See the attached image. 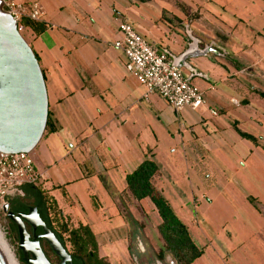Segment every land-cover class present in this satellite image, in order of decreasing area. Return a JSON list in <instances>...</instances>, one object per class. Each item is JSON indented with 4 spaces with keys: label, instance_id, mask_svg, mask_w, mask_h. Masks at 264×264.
Returning <instances> with one entry per match:
<instances>
[{
    "label": "crops",
    "instance_id": "0c3cea01",
    "mask_svg": "<svg viewBox=\"0 0 264 264\" xmlns=\"http://www.w3.org/2000/svg\"><path fill=\"white\" fill-rule=\"evenodd\" d=\"M17 1L38 3L43 13L37 21L46 25L38 33L23 28L44 76L55 128L44 131L31 151L43 176L39 186L71 225L91 229L99 254L111 262L117 249L128 253V218L143 220L137 212L157 229L160 218L152 203L133 199L125 184V176L146 158L158 165L153 183L193 240L204 221L193 214L195 205L202 197L206 211L221 195L236 203L227 208L234 207L237 222L250 231L241 220L248 218L253 235H261L264 0ZM116 17L174 55L186 47L185 24L201 45L213 42L220 55L189 60L199 73L190 81L205 104L175 110L157 93L144 100L143 86L113 45L120 38Z\"/></svg>",
    "mask_w": 264,
    "mask_h": 264
},
{
    "label": "water",
    "instance_id": "95a60500",
    "mask_svg": "<svg viewBox=\"0 0 264 264\" xmlns=\"http://www.w3.org/2000/svg\"><path fill=\"white\" fill-rule=\"evenodd\" d=\"M185 49L174 55L165 50L175 67L182 69L190 81L199 76L189 60L220 55L213 43L201 45V39L184 25ZM48 101L43 73L35 54L19 31L17 22L0 1V152L30 153L41 139L47 122ZM1 210L17 229L18 248L25 264H52L43 253L38 239H44L60 258L58 264H72L70 255L54 233L40 218L37 208L30 207L25 214L8 211L5 202ZM24 221L33 229L41 227L40 235L30 239ZM0 264H13L0 239Z\"/></svg>",
    "mask_w": 264,
    "mask_h": 264
},
{
    "label": "trees",
    "instance_id": "16d2710c",
    "mask_svg": "<svg viewBox=\"0 0 264 264\" xmlns=\"http://www.w3.org/2000/svg\"><path fill=\"white\" fill-rule=\"evenodd\" d=\"M18 27L21 29L29 27L38 33L43 31L46 25L37 20L22 18ZM35 57L38 60L36 54ZM54 129L48 115L45 131L52 132ZM241 135L254 140L249 135L243 133ZM157 171L158 165L154 160L144 159L134 171L125 176L126 190L136 201L148 199L152 203L160 218L157 231L165 244V250L179 264H192L202 255L203 251L192 239L187 226L177 217L168 201L155 187L153 179ZM12 196L37 208L38 214L45 221L47 227L70 255L72 264H110L105 257L100 256L98 243L91 229L87 225H71L62 215L54 198L44 192L39 185L25 184L21 187V193ZM9 200L11 199L9 198ZM248 201L256 206L254 198L248 197ZM9 227L11 232L16 234V228L11 221H9ZM40 247L50 263L58 264L60 262V258L51 250L45 240L40 241Z\"/></svg>",
    "mask_w": 264,
    "mask_h": 264
},
{
    "label": "built area",
    "instance_id": "2783aa9c",
    "mask_svg": "<svg viewBox=\"0 0 264 264\" xmlns=\"http://www.w3.org/2000/svg\"><path fill=\"white\" fill-rule=\"evenodd\" d=\"M12 18L19 24L22 18L38 20L43 11L38 3L25 4L17 0H0ZM120 38L113 45L126 58L125 68L144 88L143 99L157 93L175 110L184 107L196 109L205 104L204 94L187 79L184 70L175 67L165 52L142 37L131 23L115 18ZM21 29V28H19ZM216 114L215 110H211ZM39 173L30 153L0 152V209L11 195L21 193L25 184L40 185Z\"/></svg>",
    "mask_w": 264,
    "mask_h": 264
},
{
    "label": "rangeland",
    "instance_id": "374dc122",
    "mask_svg": "<svg viewBox=\"0 0 264 264\" xmlns=\"http://www.w3.org/2000/svg\"><path fill=\"white\" fill-rule=\"evenodd\" d=\"M21 19L19 20V22ZM24 38V30H19ZM200 90V89H199ZM32 156V152H30ZM219 203H213L212 207L205 210V200L201 197L200 202L195 205V211L193 214L198 216V219H202L203 224L198 226V231L201 236L194 235V242H198L204 250L203 254L199 259L194 261L192 264H264V248L261 246L264 240V231L261 235H253L255 230L252 221L248 218H242L244 225L249 227L250 231H247L242 224H239L233 217V208H227L228 205L232 204L225 195H221ZM177 210V209H176ZM177 214L182 219V215L179 211ZM141 221L144 231L142 232V243L143 247L155 252L165 250V244L155 227H150L145 217H140L141 213L137 212ZM196 218V217H195ZM185 220V218H184ZM186 222V220H185ZM201 224V222H200ZM195 226V223H194ZM0 230L3 233L9 247L14 252V255L19 264H25L20 258L22 256L18 248V237L17 232H11L9 222L6 215L0 209ZM127 233V242L132 247L133 241ZM239 245V248L236 246ZM69 248V245H67ZM117 258H112L110 264H133L134 260L130 259L128 253L125 252L121 255L119 249L116 250ZM171 256L170 259L174 261V264H179L176 259L169 253L166 256ZM100 256H103L100 253ZM104 257V256H103ZM108 259L107 257H105ZM160 264H168L166 261L160 262Z\"/></svg>",
    "mask_w": 264,
    "mask_h": 264
},
{
    "label": "flooded vegetation",
    "instance_id": "af4514ba",
    "mask_svg": "<svg viewBox=\"0 0 264 264\" xmlns=\"http://www.w3.org/2000/svg\"><path fill=\"white\" fill-rule=\"evenodd\" d=\"M9 198L11 200H9ZM7 204H8V211L13 212L14 214H16V213L25 214V213H27V211L30 207H33L32 205L29 206V205H27L26 202L24 203L19 198L13 197L12 195L10 197H8ZM9 221H11V220L8 219V222ZM42 221H43V219H42ZM133 221H136V220H134L131 217L128 218V222L130 225V229H129L128 233H130L129 235H130V237L134 243L132 247L128 243V245H129L128 255H129L130 259L134 260L133 264H160V262H164V261H166L168 264H174V261L172 259H170L171 256H168V255L166 256V253H167L166 250L152 252V251L143 247V243L141 240H142V232L144 230V227H142L141 223H139L138 221L135 223ZM43 222L45 223V221H43ZM24 225H25L26 231L30 235V239L33 236V234L40 235L42 233V229L39 226H37L35 229H33V227L25 221H24ZM45 225H46V223H45ZM14 226H15V224H14ZM15 228H16V226H15ZM16 232H17V229H16ZM42 240H44V239H42V238L38 239L39 243Z\"/></svg>",
    "mask_w": 264,
    "mask_h": 264
},
{
    "label": "bare ground",
    "instance_id": "6f19581e",
    "mask_svg": "<svg viewBox=\"0 0 264 264\" xmlns=\"http://www.w3.org/2000/svg\"><path fill=\"white\" fill-rule=\"evenodd\" d=\"M0 239H1V241H2V243L4 245V247H5L7 253H8V255H9L11 261H12V263L13 264H19L18 261H17V259H16V257H15V255H14V252L9 247V245H8V243H7L4 235H3V233L1 232V230H0Z\"/></svg>",
    "mask_w": 264,
    "mask_h": 264
}]
</instances>
